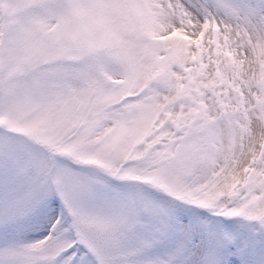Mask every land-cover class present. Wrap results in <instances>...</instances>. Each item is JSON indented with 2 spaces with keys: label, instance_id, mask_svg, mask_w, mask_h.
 <instances>
[{
  "label": "snow or ice",
  "instance_id": "obj_1",
  "mask_svg": "<svg viewBox=\"0 0 264 264\" xmlns=\"http://www.w3.org/2000/svg\"><path fill=\"white\" fill-rule=\"evenodd\" d=\"M0 264H264V0H0Z\"/></svg>",
  "mask_w": 264,
  "mask_h": 264
}]
</instances>
